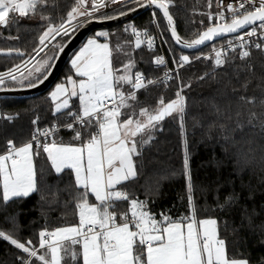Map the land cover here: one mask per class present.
Masks as SVG:
<instances>
[{
	"label": "trees",
	"instance_id": "trees-1",
	"mask_svg": "<svg viewBox=\"0 0 264 264\" xmlns=\"http://www.w3.org/2000/svg\"><path fill=\"white\" fill-rule=\"evenodd\" d=\"M144 1L126 4L98 18L118 16ZM74 4L75 0H47L36 15L0 26V49L19 50L15 52L23 54L0 55V73L13 70L28 60L42 45L39 38L49 25L58 26ZM169 9L179 35L192 41L215 24L209 17L218 7L216 0H173ZM155 14L171 60L178 62L181 55H188L189 63L167 83L156 80L136 91V99L129 100L130 108L122 109L124 115L120 120L127 119L129 114H133L134 119L144 120L139 115L141 108L155 114L161 98L167 103L176 99L178 91L185 99V110L182 119L181 114L173 113L136 136L137 176L124 182L123 187L131 199L143 201L144 210L161 223L164 217L174 222H189L194 206L197 221L217 220L218 235L226 242L229 257L247 259L249 264H264V48L251 46L247 50L250 55L243 58L237 50L228 51L226 62L218 67L210 53L212 44L195 52L178 48L163 16L158 11ZM41 15L46 18L41 19ZM151 21L152 12L148 10L134 20L104 29L108 33L106 40L112 49L115 69L122 71L123 65L132 61L133 74L141 72L147 80L161 76L162 68L154 65L160 51L150 50L143 43L137 48V37L131 33L133 27H151ZM80 26L59 37L38 59L53 52V60L62 44ZM218 42L220 40L215 43ZM72 56L47 92L26 99H0L1 154L7 151L9 140L16 146L27 143L45 125L65 124L69 112L77 110L71 107L56 112L50 96L56 84L76 76L71 65ZM33 67L34 64L15 75V80L4 79L0 87L33 84L49 69L36 79L19 84L17 79ZM120 88L125 94L135 91L127 84ZM76 130L82 135L75 142H83L94 133L95 123L77 126ZM74 135L68 133L69 142ZM34 152L39 153L34 155L38 190L25 198L0 202V231L21 242L30 239L38 248L41 231L79 223L76 204L84 190L76 185L72 169L57 173L41 148L34 147ZM186 154L187 169L184 165ZM89 201L96 202L91 194ZM116 211L118 214L128 212L130 216V201L119 202ZM28 259L27 253L0 238V264H23ZM31 260L32 264H40L35 258ZM65 261L66 264H82L80 259L72 261L66 257Z\"/></svg>",
	"mask_w": 264,
	"mask_h": 264
},
{
	"label": "snow or ice",
	"instance_id": "snow-or-ice-1",
	"mask_svg": "<svg viewBox=\"0 0 264 264\" xmlns=\"http://www.w3.org/2000/svg\"><path fill=\"white\" fill-rule=\"evenodd\" d=\"M123 0H111V3H122ZM173 0H147V5H155L162 10L163 17L167 19L171 34L176 43H183L186 48H193L213 40L214 37L226 33H236L238 30L251 26L243 36H237L242 44L245 36H255L257 29L264 33V0H241L234 6L227 4L231 19L227 20L224 12L216 13L223 23H216L201 33L192 41H184L177 34L173 16L169 7ZM47 0H0V26L16 23L20 18L36 15ZM91 3V11L86 4ZM245 5H248L246 8ZM105 0H75L74 6L67 13V17L58 26L49 25L40 36V43L51 37L55 38L63 32L68 34L73 21L79 17H94V13L105 7ZM139 6H145L141 3ZM211 6V5H209ZM240 9H244L243 12ZM135 9H129L134 11ZM126 13L121 12L120 15ZM155 16V13H153ZM41 19L46 17L42 16ZM113 19L114 17H104ZM211 18V15L210 17ZM87 22V19L84 21ZM257 22H259L257 24ZM68 27H65V25ZM137 36L136 47L139 48L143 41L139 39L140 33L133 27ZM100 36L107 33L100 32ZM148 44L151 46L153 38L145 30ZM232 46L231 41L228 42ZM260 48V44L255 45ZM41 51L43 49H40ZM5 51L0 49V52ZM10 54L14 49L7 50ZM22 54V53H21ZM249 51H243L242 57H248ZM199 58V57H197ZM156 64H164L162 57H157ZM226 62L221 51H215V63L221 66ZM189 63V56L179 57V66ZM76 74L81 77L78 81L68 78L71 91L65 84H58L51 93L53 101H58L61 96L65 98L56 103V112L69 107L70 96H78L80 109L78 113L69 112L74 118V123L85 126L93 124L95 117L96 131L89 134V139L81 145L63 144L52 141L42 145L34 135L32 141L17 147L12 140L7 142L8 149L0 154V202L7 203L15 198H25L37 191L36 170L34 166L33 141L47 154L52 166L57 173L65 168L74 170L75 183L84 191L81 193L78 209L79 223L73 226L59 227L53 231L39 233V247L33 245L32 240L24 242L13 238L12 235L0 231V238L9 241L16 248L27 253L28 261L23 264H32L31 258L40 261V264H66L65 258L82 264H249L247 259L229 257L226 242L219 238L216 219H195V207L192 208V217L186 224L171 221L164 217V222H158L150 213L144 210L143 201L131 199L124 189L123 184L137 176V167L134 156L137 151L136 136L147 128L153 127L154 122L163 120L173 113H184L185 99L181 92L176 93V99L165 103L161 98L155 114L146 108H141L139 115L144 120L134 119L129 114L123 121L122 109L130 108L129 100H135V91L125 94L118 91L122 85H131L132 89L139 90L156 83L148 80L142 73H132L134 63L129 61L123 65V70L115 69L112 64V49L107 43H98L92 38L79 50L72 60ZM47 62L41 65L46 67ZM17 65L16 69L19 70ZM40 72L41 68H36ZM5 75L13 80L16 76L13 70L0 73V84L4 83ZM31 75V73H29ZM35 87V84H30ZM182 91V90H181ZM111 100L112 106L106 102ZM254 100V98H253ZM249 100L248 102H253ZM73 128V124H68ZM52 130H45L47 136ZM82 133L76 131L75 139H80ZM185 168H188V157L185 155ZM189 192L191 179L189 176ZM89 194L95 197L92 203ZM189 202L192 197L189 195ZM130 201L131 218L128 212L118 214L116 211L119 202ZM119 215V222H117ZM186 227V231H185ZM133 228L135 230H133ZM75 246H79L76 248ZM43 250V251H41Z\"/></svg>",
	"mask_w": 264,
	"mask_h": 264
},
{
	"label": "built area",
	"instance_id": "built-area-1",
	"mask_svg": "<svg viewBox=\"0 0 264 264\" xmlns=\"http://www.w3.org/2000/svg\"><path fill=\"white\" fill-rule=\"evenodd\" d=\"M135 1H138V0H123L122 3L113 4V3H111V0H105L106 6L103 7V8H100L97 12H95L94 13V17H89V18L81 17L78 20L73 21L72 24L74 25V27H70L68 32L71 31L72 29H74L75 27H77L79 25H82L84 23L85 19H87V21H88L90 19L98 18L99 16H101L103 14L109 13V12H111L114 9L120 8V7H122V6L126 5V4H129V3H132V2H135ZM145 1H147V0H145ZM240 2H241V0H216L218 10L215 11V12H211L210 13L211 18L214 21V23L216 24V23H223L224 22V21L219 20V18L216 16V13H218V12H224L226 19L230 20L231 19V13L227 9L226 5L227 4H233L234 6H236ZM85 7H87L89 9V11H91V3L86 4ZM245 7L247 8L248 5H245ZM155 11L156 10H153V9L151 10V12H152V21H151L152 26L151 27H134V28L137 30V32L140 33L139 39L141 41H143V44L150 50L158 49L160 51V54L157 57H162L164 59V61H165L164 64H160V65H157L156 62H154V65L156 67L162 68V74H161V76L159 78L153 79V81L162 80V81L167 83L168 81L172 80L175 76H177L179 74V72L187 64H184L183 67H180L179 64H178L179 61L176 62V61H172L171 60L170 54H169V48H168V44H167L165 35H164V33H163V31H162V29L160 27V24L158 22L156 14H155V16L153 15V13H155ZM240 11L243 12L244 9H240ZM65 27H68V25L66 24ZM250 29H251V27L247 28L246 30L240 32L237 35L226 37L227 38L226 40H223V39H225V38H223L218 43L214 42L213 43V47H212V49L210 51V53L213 56L214 64L216 65V63H215V51H217V50L221 51L224 58H225V53L226 52L233 51V48L229 47V44H228L229 41H231L232 46L234 47V49L240 52V58H243L241 56V53L243 51H247L248 48L251 47V46H255L256 44H260L264 48V33H261V31L259 29H257V34L255 36H245L243 44H242V42L239 39L236 38L237 36H243L244 32L245 31H249ZM145 30H147L148 35L153 38V42H152L151 46L148 44L147 37L144 35ZM131 33L135 37H137L133 33L132 28H131ZM63 35H64L63 32H61V34L60 35H56L54 39L53 38L47 39L45 41L44 45H41L39 47V49L28 60H26L22 65H20L19 70H17L16 68L13 69V74L17 75L20 72H22L23 70H25L28 67H30L36 59H38L59 37H61ZM40 49H43V50L41 51ZM157 57H156V59H157ZM156 59H155V61H156ZM5 73H7V72H5ZM143 76L145 78V83H146L148 80H147V78H146V76L144 74H143ZM6 78H10V77L5 75L4 79H6ZM142 89H144V88H142ZM139 90H141V89H139ZM136 91H138V90H135V92ZM106 104H107L108 107H111L112 106V101L109 100V101L106 102ZM71 112L72 113H78L79 111L73 109ZM95 119L96 118L94 117L93 118V122L94 123H95ZM70 123L73 124L74 127H76V126H85V125H82L80 123H74V118L69 115L65 124H59V123L47 124L35 136L37 137V140L40 142L41 145L43 143H46V142L50 143V142H52L54 140L55 135L57 133H59L60 131H62L64 129H68L67 125L70 124ZM45 130H52V131H50L49 134L47 136H45L43 134ZM95 131H96V127H95ZM32 138L29 141H32ZM33 146L36 147V148H39L36 145V141H33ZM129 217L131 218V215ZM117 222H119L118 219H117Z\"/></svg>",
	"mask_w": 264,
	"mask_h": 264
},
{
	"label": "water",
	"instance_id": "water-1",
	"mask_svg": "<svg viewBox=\"0 0 264 264\" xmlns=\"http://www.w3.org/2000/svg\"><path fill=\"white\" fill-rule=\"evenodd\" d=\"M145 6H136L132 9H135L134 11H128L126 12L125 15H118L115 16L113 19H99V18H94L88 20L86 23L84 22L59 48L58 52L56 53V56L51 63L50 68L48 69L47 73L39 79L37 82L33 83L36 86L35 87H30L29 85L27 86H20V87H11V88H6V87H0V99L3 98H14V99H26V98H31L35 97L38 95H41L48 90L54 85V83L57 81L61 71L64 69L66 63L69 61L70 57L82 46V44L88 39L89 35L93 31L101 30V29H107L112 26L122 24L131 20L136 19L138 16H140L142 13L148 11V10H156L158 11L162 16V10L158 9L155 7V5H147V1L143 2ZM170 12V9H169ZM171 14V12H170ZM172 15V14H171ZM166 25L168 27V32L174 42V44L188 52H195L198 51L210 44H213L214 42L221 40L226 37L234 36L239 34L240 32L246 30L247 28L251 27L248 26L246 29H241L238 30L236 33H226L218 37H214L213 40L211 41H206L204 44L197 45L193 48H186L184 47L183 43L177 44L175 38L171 34V28L168 25L167 19L163 17ZM174 25L177 31L176 27V22L173 18ZM259 22H257L258 24ZM214 26V25H212ZM206 31V29L204 30ZM203 31V32H204ZM202 32V33H203ZM177 34L179 35L178 31ZM180 36V35H179ZM181 37V36H180ZM198 38V37H197ZM183 39V38H182ZM184 40V39H183ZM186 41V40H184ZM190 42V41H189ZM10 54H18V55H23L21 53H17L15 51H12ZM7 50L0 52V55H10Z\"/></svg>",
	"mask_w": 264,
	"mask_h": 264
},
{
	"label": "rangeland",
	"instance_id": "rangeland-1",
	"mask_svg": "<svg viewBox=\"0 0 264 264\" xmlns=\"http://www.w3.org/2000/svg\"><path fill=\"white\" fill-rule=\"evenodd\" d=\"M49 38H51V37H49ZM48 38V39H49ZM92 38H94L93 36L92 37H89L88 38V40L89 39H92ZM95 39V38H94ZM87 40V41H88ZM87 41H86V43H87ZM98 43H107L108 45H109V43L107 42V41H97ZM85 43V44H86ZM213 45V44H212ZM84 46V45H83ZM82 46V47H83ZM81 47V48H82ZM109 47H110V45H109ZM80 48V49H81ZM79 49V50H80ZM79 52V51H78ZM77 52V53H78ZM52 56H53V52H51L50 54H45L41 59H36L34 62H33V64H34V67L27 73H24L23 75H21V77H19L18 79H17V82L19 83V84H21V83H23V82H25V81H27V80H29L30 78L31 79H36L39 75H41L46 69H48V68H50V66H51V63L53 62V60H52ZM188 56V55H187ZM55 58V57H54ZM45 62H47V66L46 67H41V65H43V64H45ZM32 64V65H33ZM36 68H41V71L40 72H36L35 71V69ZM24 71V70H23ZM122 72V71H121ZM29 73H31V75H29ZM72 79H74V80H79L78 78H76V77H74V76H70ZM58 84H62V83H58ZM58 84H56L55 85V87L51 90V92H50V96H51V93L53 92V91H55V89H56V86L58 85ZM63 84H65L67 87H68V89H69V92L71 91V84H68V82L67 83H65V82H63ZM76 97H78V96H68L67 98L69 99V106L73 103V101L75 100L74 98H76ZM65 97L64 96H61L60 97V99L58 100V101H54V109L56 110V103H58V102H62V100L64 99ZM79 98V97H78ZM23 145V144H22ZM21 146V145H20ZM17 147H19V146H17ZM33 148H34V146H33ZM5 153V152H4ZM3 154V153H2ZM203 220V219H202ZM181 223H183V222H181ZM188 223V222H187ZM187 223H184L185 224V226H186V224ZM185 231H186V227H185Z\"/></svg>",
	"mask_w": 264,
	"mask_h": 264
},
{
	"label": "crops",
	"instance_id": "crops-1",
	"mask_svg": "<svg viewBox=\"0 0 264 264\" xmlns=\"http://www.w3.org/2000/svg\"><path fill=\"white\" fill-rule=\"evenodd\" d=\"M100 32H105V33H107V31L106 30H104V29H101V30H98L97 32H96V34L93 36L97 41H107L106 40V38L108 37V33H107V35L106 36H100L99 35V33ZM108 42V41H107ZM86 43V42H85ZM85 43L84 44H82V46L83 45H85ZM81 46V47H82ZM80 47V48H81ZM79 48V49H80ZM79 51V50H78ZM78 51H76L75 53H74V55L72 56V59H71V65H72V60L74 59V57H75V55L77 54V52ZM72 68H73V70H74V72H75V74H76V70H75V68L73 67V65H72ZM74 77H76V78H81V77H79L77 74H76V76H74ZM68 82V79L65 81V83H67ZM118 91H122V89L121 88H118L117 89ZM75 100L73 101V103L68 107V108H71V107H73V108H76L78 111H79V109H80V101H79V98L78 97H76V98H74ZM67 108V109H68ZM55 110V109H54ZM63 110H66V109H62L61 111H63ZM56 111V110H55ZM122 121V120H121ZM76 128H77V126L76 127H73V128H68V129H66L65 131H63V132H61V133H59L55 138H54V140L53 141H56L57 143H63V144H73V145H81L82 143H84V142H86L87 140H85V141H83V142H80V141H77V142H75V135H76ZM68 133H70V134H75L74 135V139L73 140H71L70 142H69V140H68ZM66 169V168H65ZM74 171V170H73ZM94 197V196H93ZM95 198V197H94ZM93 203H99L98 201H96V202H93ZM130 214H131V212H130ZM133 230H135L134 228H133Z\"/></svg>",
	"mask_w": 264,
	"mask_h": 264
}]
</instances>
